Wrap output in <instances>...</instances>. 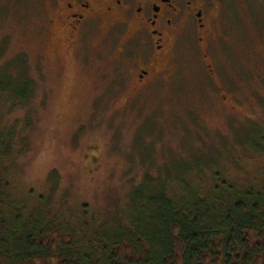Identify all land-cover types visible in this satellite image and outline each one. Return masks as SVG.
I'll use <instances>...</instances> for the list:
<instances>
[{
  "label": "rangeland",
  "instance_id": "1",
  "mask_svg": "<svg viewBox=\"0 0 264 264\" xmlns=\"http://www.w3.org/2000/svg\"><path fill=\"white\" fill-rule=\"evenodd\" d=\"M203 2L210 29L199 34L193 19L165 68L137 88L145 50L130 22L91 26L76 53L49 24L47 2L0 0L5 218L38 214L42 228L85 247L130 222L137 191L169 196L185 179L207 193L221 180L259 190L264 0Z\"/></svg>",
  "mask_w": 264,
  "mask_h": 264
},
{
  "label": "trees",
  "instance_id": "2",
  "mask_svg": "<svg viewBox=\"0 0 264 264\" xmlns=\"http://www.w3.org/2000/svg\"><path fill=\"white\" fill-rule=\"evenodd\" d=\"M183 184L169 196L165 187L134 192L130 222L85 247L64 230L42 228L38 214L23 220L0 211V264H264V182L240 192L221 180L212 193ZM2 195L0 205L11 206Z\"/></svg>",
  "mask_w": 264,
  "mask_h": 264
},
{
  "label": "flooded vegetation",
  "instance_id": "3",
  "mask_svg": "<svg viewBox=\"0 0 264 264\" xmlns=\"http://www.w3.org/2000/svg\"><path fill=\"white\" fill-rule=\"evenodd\" d=\"M44 1L51 12L49 24L62 34V39L74 52L78 51L77 46L88 29L98 26L102 20L106 22L104 25L133 24L132 32L140 34L145 50L144 54H139L143 61L134 73L137 88L148 84L165 68L175 42L193 19L199 34L208 31L211 25V17L203 10L205 0Z\"/></svg>",
  "mask_w": 264,
  "mask_h": 264
}]
</instances>
